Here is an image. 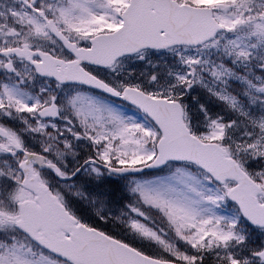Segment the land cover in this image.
<instances>
[{"label": "snow or ice", "instance_id": "1", "mask_svg": "<svg viewBox=\"0 0 264 264\" xmlns=\"http://www.w3.org/2000/svg\"><path fill=\"white\" fill-rule=\"evenodd\" d=\"M0 264H264V0H0Z\"/></svg>", "mask_w": 264, "mask_h": 264}]
</instances>
